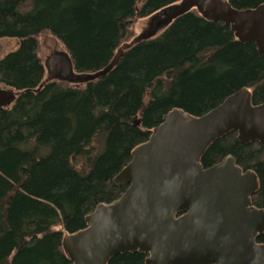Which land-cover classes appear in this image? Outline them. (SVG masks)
Returning a JSON list of instances; mask_svg holds the SVG:
<instances>
[{"label":"trees","instance_id":"trees-1","mask_svg":"<svg viewBox=\"0 0 264 264\" xmlns=\"http://www.w3.org/2000/svg\"><path fill=\"white\" fill-rule=\"evenodd\" d=\"M177 1L145 0L139 9V0H0V39L18 41L0 60V89L21 93L0 108V264H71L63 232L83 230L98 205L125 194L128 186L113 179L172 110L201 117L243 88L253 90L255 105L264 102V57L255 44L236 41L229 27L197 13L125 52L100 80L25 92L45 80L42 37L57 38L77 73H95L129 39L133 22ZM230 2L238 10L264 4ZM228 156L258 175L253 205L264 209V147L243 145L231 133L210 147L202 164L207 169ZM257 242L264 244V235ZM146 259L126 254L109 264Z\"/></svg>","mask_w":264,"mask_h":264},{"label":"water","instance_id":"water-1","mask_svg":"<svg viewBox=\"0 0 264 264\" xmlns=\"http://www.w3.org/2000/svg\"><path fill=\"white\" fill-rule=\"evenodd\" d=\"M231 0H179L132 26L133 37L121 44L111 62L91 74L75 71L57 38H42L46 71L39 93L50 83L81 87L110 74L125 52L160 38L180 18L197 13L230 28L236 41L254 43L264 57V4L246 10ZM45 54L47 56L45 57ZM23 92V93H25ZM21 93L0 89V108ZM253 90L243 88L209 113L194 117L174 109L132 161L113 179L128 186L111 204H100L76 233L63 232L62 251L71 264H109L119 255H147L145 264H264V209L253 205L261 183L233 156L205 169L210 147L231 133L243 145L264 147V102L255 105ZM60 230V229H58Z\"/></svg>","mask_w":264,"mask_h":264},{"label":"rangeland","instance_id":"rangeland-1","mask_svg":"<svg viewBox=\"0 0 264 264\" xmlns=\"http://www.w3.org/2000/svg\"><path fill=\"white\" fill-rule=\"evenodd\" d=\"M140 2L137 3V8L140 9L142 6V3H144L145 0H139ZM140 19H137L135 22L132 23L130 27L131 36H133V30L132 26L137 23ZM45 37V36H44ZM42 37V38H44ZM41 38V39H42ZM18 49V41L15 39H0V60H2L4 57H6L9 53H12ZM83 164V161L79 159L78 166L81 167Z\"/></svg>","mask_w":264,"mask_h":264},{"label":"bare ground","instance_id":"bare-ground-1","mask_svg":"<svg viewBox=\"0 0 264 264\" xmlns=\"http://www.w3.org/2000/svg\"><path fill=\"white\" fill-rule=\"evenodd\" d=\"M12 91H14V90H12ZM15 92V91H14ZM15 93H18V92H15Z\"/></svg>","mask_w":264,"mask_h":264}]
</instances>
